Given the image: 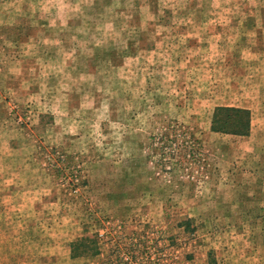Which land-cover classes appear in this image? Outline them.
<instances>
[{
    "label": "rangeland",
    "instance_id": "obj_1",
    "mask_svg": "<svg viewBox=\"0 0 264 264\" xmlns=\"http://www.w3.org/2000/svg\"><path fill=\"white\" fill-rule=\"evenodd\" d=\"M0 264H264V0H0Z\"/></svg>",
    "mask_w": 264,
    "mask_h": 264
},
{
    "label": "trees",
    "instance_id": "obj_2",
    "mask_svg": "<svg viewBox=\"0 0 264 264\" xmlns=\"http://www.w3.org/2000/svg\"><path fill=\"white\" fill-rule=\"evenodd\" d=\"M211 129L213 132L219 134L241 137L249 136L251 133V112L244 108L217 107L214 110ZM186 136L194 138V136L188 132ZM162 137L163 140H165V138L167 140L171 138L176 139L177 131L174 128H169ZM89 242L88 238H82L73 243V257H82L90 253L97 255L98 248L96 243L92 242V245H89Z\"/></svg>",
    "mask_w": 264,
    "mask_h": 264
},
{
    "label": "crops",
    "instance_id": "obj_3",
    "mask_svg": "<svg viewBox=\"0 0 264 264\" xmlns=\"http://www.w3.org/2000/svg\"><path fill=\"white\" fill-rule=\"evenodd\" d=\"M226 107H233V106H226ZM241 108H243V107H241ZM244 109L250 110L249 108H244ZM252 131H253V123H252V118H251V133H250L249 136H246V137H243V138L250 137L252 135ZM231 136H233V135H231ZM238 137H241V136H238Z\"/></svg>",
    "mask_w": 264,
    "mask_h": 264
}]
</instances>
